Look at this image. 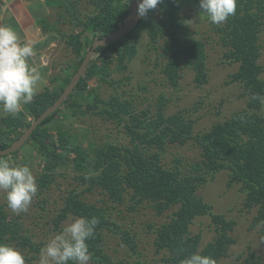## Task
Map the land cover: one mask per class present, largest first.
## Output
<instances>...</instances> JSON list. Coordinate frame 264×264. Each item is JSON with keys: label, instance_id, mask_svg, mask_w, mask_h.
I'll use <instances>...</instances> for the list:
<instances>
[{"label": "trees", "instance_id": "obj_1", "mask_svg": "<svg viewBox=\"0 0 264 264\" xmlns=\"http://www.w3.org/2000/svg\"><path fill=\"white\" fill-rule=\"evenodd\" d=\"M47 1L59 7L58 22H70V32L62 34V37L74 54L73 62L65 69V76L59 85L38 93L18 115L9 114L0 119V149L9 147L35 118L54 103L77 72L94 40L127 22L135 7V0ZM81 2L87 3L88 11L83 12ZM187 2L200 10L199 0H164L147 17L141 18L129 33L107 46L98 47L97 55L87 65L73 92L37 126L27 141L34 147L38 145L40 153L56 162L54 164L71 163L74 169L81 171L77 177L80 183L86 185L85 191L100 190L117 204L126 202L131 196L132 211L139 205H145L153 207L160 216L167 215L160 225L150 227L155 228V252L160 255L157 264H181L194 253L210 256L216 262L229 255L231 245L237 241L232 233L237 221L215 212L213 205L198 192L203 184L223 169L229 170V187L240 183L242 190L247 192L245 209L249 212L255 210L251 227L259 229L260 234L264 235V105L252 99L256 94L264 96V65L259 62L263 46L264 0H237L236 12L226 22L215 25L209 20L213 33L219 35L225 47L224 57L230 63H239L227 82L241 83L249 97L246 109L234 111L227 119L217 120L209 129L195 131L197 119L193 114L200 109L201 99L193 106L167 115L168 97L164 94L160 95L155 112L148 107L136 111L132 100L127 96L121 98L119 92L104 98L98 87L92 92L88 89V79L95 76L115 87L112 64L116 63V70L127 68L126 60L137 54L143 33L148 36L149 52L145 57L149 58L154 50L157 59H164L162 72L168 84L178 87L184 66L193 69L196 85L207 83L206 44L190 31L192 15L182 12ZM77 23L81 29L72 30ZM82 108L124 126L130 136L129 143H114L112 140L104 145L91 143L90 146L84 141L79 143L80 138L76 135L77 140L70 132L74 120L69 126L65 120L72 119L71 116L83 111ZM151 112L154 116H149ZM141 114L144 117H140ZM192 139L200 150V158L190 163L189 170V162H180V155L171 163L165 162L169 143L183 146ZM64 152H72V156ZM5 157L8 155L0 156V159ZM49 174L50 178L45 176L40 179L44 188L54 182L53 175ZM113 208L118 209L117 206L92 203L82 198L75 189H70L61 213L55 219L57 224L70 214L99 219L94 238L88 240L91 264H128L126 260H113L111 252L104 245V230H113L112 225L119 228L123 243L131 251L138 252V256L142 254L139 239L131 234L132 228L111 221L112 211H108ZM22 215L14 216L0 203V243L26 250L27 260L32 263L39 258L44 243L34 239L32 227L26 226ZM204 215L210 216L217 236L202 247V235L193 233L191 225L196 217ZM237 264H264V257L250 249Z\"/></svg>", "mask_w": 264, "mask_h": 264}, {"label": "rangeland", "instance_id": "obj_2", "mask_svg": "<svg viewBox=\"0 0 264 264\" xmlns=\"http://www.w3.org/2000/svg\"><path fill=\"white\" fill-rule=\"evenodd\" d=\"M80 5L83 12L88 11L86 2H81ZM182 12L192 15L190 18V31L206 44L208 53L207 65L209 68V80L207 83L202 86L196 85L193 69L184 66L178 87L168 84L162 72L165 63L164 59L162 57L157 59V53L154 50L150 52L149 58L145 57L149 52L147 50L148 36L143 33L137 54L129 61L126 60L127 68L116 70V63L112 64V82L116 84L115 87L110 83L101 82L95 76L88 79V89H91L92 92V89L98 87L99 93L104 98H107L112 93L119 92L121 98L127 96L132 100L136 111H141L148 107L155 112L159 104L158 100L161 98L160 95L164 94L168 97L166 102L167 115H171L181 108L193 106L198 99H201L200 109H196L193 116L197 119L195 131L203 132L209 129L217 120L227 119L234 111L246 109L249 98L248 91L239 82H227L229 75L238 69L239 63H230L224 57L225 47L222 45L219 35L213 33L212 25L206 15H201L200 10L189 4V2L185 4ZM69 23V20L59 21L58 28L61 35L70 32ZM80 29L81 27L78 23L72 28L74 31H79ZM261 42L263 46L259 62L264 65V30L261 33ZM98 62L100 64V60ZM262 76L264 77V72ZM82 109L83 111H78L76 116H71L72 119L65 120L68 126L74 120L70 132L74 134L73 136L77 135L80 138L79 143L84 141L90 146L91 143L104 145L111 140L114 143H129L130 136L125 132L124 126H120L117 121L108 119L106 116L101 117L94 112ZM186 113H188V109ZM149 116H154V114L151 112ZM140 117H144V115L141 114ZM77 136L76 139L78 140ZM27 143L21 147L22 149L17 154L8 155V157L3 159L7 160L12 166H29L37 178L38 194L34 197L29 210L26 213H22L26 226L30 225L32 227L36 241H42L44 246L51 236L61 231L66 223L78 217L70 214L67 218L61 220L59 224L55 220L61 213L68 190L75 189L76 193H79L82 198L92 203L117 206L118 209L113 208L108 211H112L111 221L119 223L123 227L132 228L131 234L135 239H139V250H142L140 256H138V252L131 251L123 243L118 227L112 225L113 230L106 228L104 230V245L111 252L113 257H110L113 260L118 262L126 260L128 264H157L160 261V255L155 252V233L153 232L155 228L150 229V227L160 225L167 219V215L160 216L153 207L145 205H139L135 211H132V203L129 201L131 196L127 198L126 202L117 204L114 201H110L109 196L100 190L85 191L86 185L80 183L77 177L81 171L74 169L71 163L67 165L54 164L56 162L51 161L40 153L38 145L34 147V144ZM199 151L193 139L183 146L169 143L164 160L166 163H171L177 155H180V162H189L187 166V170H189L191 167L190 163L197 162V159L200 158L198 156ZM64 154L72 156V152H64ZM47 174L53 175L54 182L52 181L48 188H44L40 179L45 176L50 178ZM230 179L229 170L223 169L198 190L205 201L213 205L215 212L223 213L228 218L237 221L232 232L237 237V241L231 245L229 255L222 257L217 261V264H237L246 257L250 249L259 256L264 257V235L260 234L259 229L251 227L255 210L249 212L245 209L244 203L247 192L242 190L240 183H234L229 187L228 182ZM0 203L4 204L7 210L16 216L7 207L3 193H0ZM191 229L193 233H201L202 247L214 241L217 236L209 215L196 217ZM14 247L25 255L26 264H38L39 258L34 259L30 263L27 260L26 250H22L21 247L16 245ZM29 255L32 254L30 253Z\"/></svg>", "mask_w": 264, "mask_h": 264}, {"label": "clouds", "instance_id": "obj_3", "mask_svg": "<svg viewBox=\"0 0 264 264\" xmlns=\"http://www.w3.org/2000/svg\"><path fill=\"white\" fill-rule=\"evenodd\" d=\"M136 2V15L144 18L164 0ZM236 8L237 0H199L200 14L206 15L215 25L226 22L235 14ZM35 54L31 42L22 43L14 30L0 26V109L3 112L18 115L37 95L43 77L30 63ZM252 99L264 105V96L256 94ZM38 190L37 178L29 166H12L7 160L0 159V193L4 194L7 207L14 214L26 213ZM98 224L99 219L95 216L72 219L40 249L38 264H90L92 254L88 240L94 238ZM0 264H26V258L14 246L0 243ZM181 264L217 262L210 256L194 253Z\"/></svg>", "mask_w": 264, "mask_h": 264}, {"label": "crops", "instance_id": "obj_4", "mask_svg": "<svg viewBox=\"0 0 264 264\" xmlns=\"http://www.w3.org/2000/svg\"><path fill=\"white\" fill-rule=\"evenodd\" d=\"M59 15V7L47 0H0V26L10 27L22 43L31 42L34 46L36 54L30 63L44 79L38 93L59 85L65 69L73 62V54L58 28ZM7 115L0 109V119Z\"/></svg>", "mask_w": 264, "mask_h": 264}, {"label": "water", "instance_id": "obj_5", "mask_svg": "<svg viewBox=\"0 0 264 264\" xmlns=\"http://www.w3.org/2000/svg\"><path fill=\"white\" fill-rule=\"evenodd\" d=\"M137 2L135 0L134 10L131 12L130 19L125 22L123 25L115 29L114 31L102 36L101 38H97L92 43L90 50L87 52L84 57L81 65L79 66L77 72L73 75L69 84L65 87L64 91L61 95L51 104L45 111H43L37 118H35L31 125L7 148L0 149V156L10 155L11 153L18 151L21 147L27 143L33 131L40 125L49 115L54 113L60 105L64 102L65 99L69 97V95L73 92L77 84L79 83L81 77L86 71L87 65L93 58V56L97 55V48L100 46H107L113 41L119 39L123 35L129 33L135 25L139 22L141 18L136 15Z\"/></svg>", "mask_w": 264, "mask_h": 264}]
</instances>
